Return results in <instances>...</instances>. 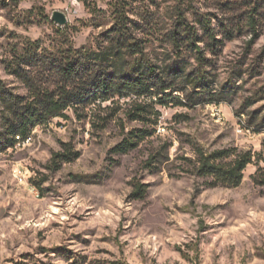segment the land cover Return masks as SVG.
Returning a JSON list of instances; mask_svg holds the SVG:
<instances>
[{
	"label": "rangeland",
	"instance_id": "rangeland-1",
	"mask_svg": "<svg viewBox=\"0 0 264 264\" xmlns=\"http://www.w3.org/2000/svg\"><path fill=\"white\" fill-rule=\"evenodd\" d=\"M54 11L66 24L52 20ZM123 11L135 43L123 76L137 77L142 62L145 86L129 88L116 74L110 30ZM203 25L221 41L215 48ZM184 31L201 40L203 89L186 78L199 67L192 47L171 39ZM28 39L47 57L85 47L110 65L84 64L67 88L84 97L62 115L20 137L0 135V264H264V0H22L15 11L2 8L0 86L24 102L29 91L5 61ZM96 79L111 88L92 87ZM57 82L40 69V91L60 93ZM3 114L0 101V131ZM223 148L251 153L238 186H212L195 171L199 151Z\"/></svg>",
	"mask_w": 264,
	"mask_h": 264
},
{
	"label": "trees",
	"instance_id": "trees-1",
	"mask_svg": "<svg viewBox=\"0 0 264 264\" xmlns=\"http://www.w3.org/2000/svg\"><path fill=\"white\" fill-rule=\"evenodd\" d=\"M22 0H0V9L8 8L9 10H16ZM122 19L124 21H122ZM129 17L125 15L123 11L121 17L117 15L114 18L110 32L114 34L109 40V47L114 49V53L119 56V71L116 73L124 83L128 84L129 88H136L137 86H145L147 83L144 82L145 78V65L139 62V71L137 77L132 78L131 76H123V66L125 65V55L127 50L130 51L135 44L131 37L127 33ZM254 17H250L249 24L254 22ZM205 27L204 36L211 40V46L216 47L217 43L221 42L215 38V34L210 29L207 30ZM231 33V30L230 32ZM198 35L196 32H185L178 33L172 32L171 39L173 42L177 40L188 41L191 51L194 53L195 59L199 64V67L192 73L186 74L187 81L192 84L194 89L204 88L205 75L203 70V55L201 47L197 45L194 37ZM182 36V39L178 37ZM187 44V46H189ZM106 49V48H105ZM40 50L39 41L27 40L25 46L22 47V51L19 53L16 49L15 54L10 60H6L7 67L10 73L19 77L27 87L29 91V99L24 102V98L19 95L9 93L5 95L3 87L0 86V101L3 105L4 114L2 117V126L0 135L6 136L8 134L13 136L25 135L29 126L42 123L45 120L59 116L63 114V111L71 106L73 101L77 98H83V95H77L67 90L69 81L81 72V68L84 64H89L94 68H99L102 63L110 65L107 61H101L98 56L90 57L89 51L85 47L74 48L70 47L67 50L59 51L57 54H50L48 57L43 55ZM105 51V50H104ZM100 53V52H99ZM98 53V54H99ZM42 55L44 57H42ZM48 58L49 65H42L40 67L39 62L42 59ZM105 60V59H104ZM39 66V67H38ZM90 66V67H91ZM39 68V69H38ZM45 68L52 76L58 79V90L60 93L55 91H40L38 80L40 76V69ZM143 70V71H141ZM169 74L177 72L173 68H169L167 71ZM95 82V83H94ZM106 87L105 89L111 88L106 85V80L96 79L91 83L92 87L96 89L100 86ZM167 89V87H165ZM89 92L85 93L87 96ZM196 96H201L196 94ZM134 134L133 131L129 133L119 145L122 150H126L132 145L131 136ZM131 135V136H130ZM139 136V137H138ZM139 139L144 138V135H137ZM251 162V153L248 151H236L235 149H217L210 153L199 151L195 160V171L200 176H207L211 178L210 184L212 186H225L235 187L238 186L243 178V171L248 163ZM145 185L143 183H136L135 190L137 194L143 193Z\"/></svg>",
	"mask_w": 264,
	"mask_h": 264
},
{
	"label": "water",
	"instance_id": "water-1",
	"mask_svg": "<svg viewBox=\"0 0 264 264\" xmlns=\"http://www.w3.org/2000/svg\"><path fill=\"white\" fill-rule=\"evenodd\" d=\"M51 18L58 25H64L67 22V17L62 11H54Z\"/></svg>",
	"mask_w": 264,
	"mask_h": 264
}]
</instances>
